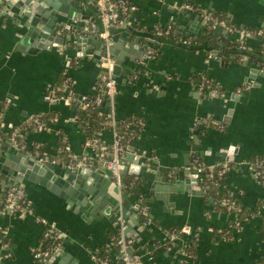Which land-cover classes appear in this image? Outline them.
<instances>
[{"label":"crops","instance_id":"crops-1","mask_svg":"<svg viewBox=\"0 0 264 264\" xmlns=\"http://www.w3.org/2000/svg\"><path fill=\"white\" fill-rule=\"evenodd\" d=\"M61 1L51 2L61 5ZM130 1L138 10L134 17L127 19V26L148 35H153L156 27L170 20L174 21L175 34L181 38L186 35L195 38L204 34L206 24L202 19L191 22L187 16L178 13L177 8L185 5H199L220 13L229 23L240 27L264 28V0ZM134 19L137 24L133 23ZM194 28L197 33L191 32ZM14 31L13 23L0 15V131L6 136L15 126L38 114L49 115V118L56 116L46 130L24 136L27 148L31 151L41 146L53 156L61 132L66 137L70 154L81 156L86 152L83 148L84 137L77 126L81 103L93 96L102 70L94 62L90 50L83 52L84 58H76L70 49L66 52L52 49L33 54L29 45L18 48L19 40ZM87 34L82 33L84 36ZM124 37L131 36L124 32ZM223 40L226 37L221 31L216 39L212 38L211 47H218L216 50L219 52ZM141 41L151 51L159 48L160 56L154 59L150 51L144 61L125 66L131 72L126 78H116L118 94L114 100L105 101L103 110L113 113L118 120L133 115L145 121L139 138L132 144L145 159H155L149 163L152 165L150 169L142 167L139 174L147 182L145 190L154 180V176L146 174L147 171L160 172L162 176L164 172L172 173V177L165 178V181L173 182V174L185 168L187 170L185 163L190 165L196 158L194 154L199 151L211 150L210 156L201 159L206 165L223 164L215 154L228 149L231 150L234 164L264 155V70L261 67L250 59L244 65L243 57L227 64L212 57V51H188L171 42L161 43L159 47L158 42L146 43V38ZM258 44L259 40L255 38L246 42L250 51L257 49ZM64 70L68 72L76 99L68 106L61 102L44 101L45 91L59 82ZM200 74L213 79L226 93L220 98H204L198 92V85L190 81L194 75ZM247 82L253 83L249 92L242 95L234 93L235 88ZM201 119L221 124L225 130L209 129L204 136L198 137L192 133V129L194 122ZM194 138L199 139L200 147L192 150ZM99 139L112 145L113 131H103ZM0 146L16 151L7 144ZM87 153L90 164L101 169L102 163L96 159L94 150ZM139 176L127 174L123 182L128 178L136 180ZM4 178V175L0 176L2 191ZM224 179L230 189L242 193V202L246 207L253 208L258 201H264V187L246 164L229 168ZM21 185L33 215L53 223L62 234L60 253L52 256L46 264H94L90 251L101 249L116 226L123 231L126 225L123 220L111 222L104 216L86 221L67 209L64 200L45 187L30 183ZM138 200L136 196H131L128 200L130 207L133 208ZM167 202L153 200L152 203H145L150 226H143L140 216L135 224L130 225L129 231L137 234L131 238L137 239L140 245L159 246L153 252L152 260L143 250L139 252L137 246L136 251L140 255L138 264H257L264 260V235L259 220L233 233L232 241H222L214 237L209 228L225 227L233 220L231 214L214 211L202 196L185 190L180 194H170ZM184 228H188L191 235L178 238L179 244L175 240L172 246L166 248L169 241L167 230ZM42 234L43 227L34 217L26 216L18 220L0 210V236L4 235L2 238L5 240L0 239V248L4 242H9L11 255L4 259L3 264H42L33 262L30 253L32 248L40 246ZM194 237L198 238L195 258L185 259L181 249L189 245ZM117 254L113 252L112 264H120Z\"/></svg>","mask_w":264,"mask_h":264},{"label":"water","instance_id":"water-1","mask_svg":"<svg viewBox=\"0 0 264 264\" xmlns=\"http://www.w3.org/2000/svg\"><path fill=\"white\" fill-rule=\"evenodd\" d=\"M51 1L53 0H0V15L15 26L14 35L19 40L18 48L21 45H29L33 54L52 49L66 52L70 49L74 51L76 58H84L83 52L90 50L99 68L102 59L108 54L113 61L111 75L116 79L126 78L130 74L131 69L125 66L142 62L149 57L151 48L142 43V38H146V43H166L164 39L137 32L130 26L113 30L111 41L105 43L99 38L100 26L95 0H62L61 5L53 4ZM177 11L187 16L191 22L201 21L199 14L185 7H179ZM221 31L219 28L215 29L212 38L216 39ZM84 32L88 34L82 35ZM124 32L131 37L125 38ZM191 32L197 33L195 28L191 29ZM179 46L188 51H212L214 58L218 53L215 46L187 48L183 45ZM242 55V62L247 65L248 53L244 52ZM196 146L200 147V142L199 139L194 138L191 149L194 150ZM134 153L135 148L129 147L119 161L118 184L111 179L106 163L102 164L101 169L90 165L70 170L60 164L41 163L40 156L20 151L13 152L11 149L8 150L7 146H0V176H5L1 187L5 189L10 185L22 183L43 186L52 194L62 198L67 209L86 221L88 218L98 220L103 216L109 218L111 222L123 220L126 224L122 231L123 239H128L137 235L129 229L130 225L135 224V220L139 218V209L143 204L152 203L153 200H161L167 204L170 194H180L184 190L202 196L198 189V176L194 171L189 172L185 168L182 172L173 174V182L165 181V177L160 172L147 171L146 174L154 176V180L149 183L148 190H145L144 201L139 199L131 208L128 201L131 196L124 192V177L127 174L139 176L142 167L150 169L151 166L150 162L146 161L143 164L136 161ZM210 155V149L194 154L199 159ZM215 155L220 163L233 162L229 149L219 151ZM188 165L189 163L186 162L185 166ZM179 242L176 240L177 244ZM57 253H60V250ZM117 255L119 258L122 257L121 254Z\"/></svg>","mask_w":264,"mask_h":264},{"label":"built area","instance_id":"built-area-1","mask_svg":"<svg viewBox=\"0 0 264 264\" xmlns=\"http://www.w3.org/2000/svg\"><path fill=\"white\" fill-rule=\"evenodd\" d=\"M96 1V7L98 12V19L100 23V32H99V38L105 42L108 43L111 41V33L115 29H124L129 22L127 21L128 18L131 16L134 17V15L137 13V6L133 4L130 0H95ZM186 9H189L190 11L197 13L200 15V18L207 24L208 22L211 23V28L213 29H221L225 35L229 37L230 40L236 41L239 43V46L242 50L247 48L246 42L252 38H264V31L260 28L255 29H248L245 27H240L232 23H228V21L219 18L215 12L203 8L199 5H185L183 6ZM133 23L137 24L135 19ZM174 31V21L170 20L167 24L163 26H158L154 29L153 35L165 39L169 37ZM194 37L191 35H186L183 38H181V44L185 47L191 46L192 40ZM151 55V54H150ZM77 63V62H76ZM100 69L102 70V74L99 78V80L95 84L94 88V94L88 101H83L81 103V110H95L100 109V107L103 105L104 100H114L116 95L118 94L117 90V80L111 75L112 69H113V61L109 58L108 54L106 57H104L100 63ZM64 77V80H62L61 85L53 86L51 88H48L43 96L44 101L48 103L52 102H61L65 106H68L71 104L75 99V92L72 87L71 80L69 78L67 70H64L61 74ZM253 88L252 82H247L241 86H238L235 88L234 93L237 95H242L247 92H249ZM157 89V88H155ZM204 89V83H201L198 85V92L202 94ZM56 93H60V96H56ZM225 94V93H224ZM224 94H219L217 89H212L209 92V96L212 97H218L220 98ZM43 116L45 114H38L32 117H29L28 119L21 122L19 125L15 126L11 132L4 136L2 132L0 131V144H7L12 149L16 151H20L23 153H30L36 156H40L39 162L47 164H58L56 160H52L51 157H55L57 154L62 152H69L67 148V140L66 137L59 132V138L58 143L55 151V155H49L47 152L43 150V153H40L41 146H36L31 151L27 148L25 142H24V136L29 133H38L46 130L49 127V124L56 119V116L52 118L44 119ZM107 122L110 124H115L117 122V118L113 113H108L106 116ZM205 122V119L196 120L193 124L192 133L194 135L197 134L199 123ZM107 129L102 128L103 131H106ZM114 134V141L112 145H107L99 139L100 133L97 135V139L99 143L93 144L90 142L89 139H87L85 136H83V148L86 150V152H83V154L79 157H74L69 155L70 161L69 164L66 166V168L72 170L75 168H81V167H88L91 164L90 156L88 155V150H94L96 159L104 164H107V170H109L112 180L116 181L119 184L118 180V169L117 166L119 164V161L121 158L119 157V154L124 152L125 150L120 145V137L116 135L113 129H111ZM107 152H110V159H107ZM127 150L125 151L126 154ZM135 157L134 159L136 161H140L143 164L147 162H154V157H150V159H145L143 154L137 153L135 151L134 153ZM239 167L241 165L246 164L251 168V165L245 161L242 163H237ZM220 164L215 165H206L202 161L199 160V158H194L189 166H187V171L189 172H195L198 176L197 183L200 188V183H202L204 180L203 178H207V180H214L213 183H216L217 181L224 179L225 175L227 173L226 165L223 163V168H219ZM259 173H257L258 175ZM206 175V176H205ZM254 177L256 178L255 174L253 173ZM172 177V173H168V178ZM258 181V180H257ZM259 182V181H258ZM264 184V179H263ZM261 185V183L259 182ZM262 186V185H261ZM220 192H226L230 193L232 196H240V194H237L238 191H234L230 189L228 186H220L219 187ZM1 194L0 189V206L1 211L7 212L11 214L15 219L21 220L26 216H32L35 218V220L43 227V234L41 238V244L39 247L32 248L31 258L32 261L35 263H42L46 264L49 262V260L52 257V252H58L60 245H61V237L62 234L57 228L56 225L49 222L46 219L37 218L33 215V211L30 208V205L27 201L26 192L21 184L17 185H10L7 188H5ZM202 194V191H201ZM209 202L207 205L213 209V201L212 199H208ZM226 204L225 200H222V205ZM232 207L229 206L227 209L230 211ZM228 214H231L233 216V220L230 221L225 227L230 228V223H235V226L240 227L241 229L238 231H235L233 228L230 229L232 233H237L243 230V227L245 225L250 224V222L259 220L262 222L264 220V205L261 206L255 213V215L249 216L244 221H237L236 215L228 212ZM147 215V208L144 206H141L139 209V216ZM151 225V220L147 219L144 220L143 226L147 227ZM209 228V232L211 234L222 233L221 229L225 228ZM180 233L184 236L191 235L188 228H184L183 230H180ZM262 234L264 235V227L262 229ZM168 243L171 244L175 242V240L178 239V236L174 233L168 234ZM1 237H4L2 235ZM183 238V237H182ZM51 241L54 243V247H45V242ZM198 242V238L194 237L190 244L187 246L195 245ZM145 244L140 245L137 239L134 238H128L123 239V237H120L117 242L114 244L111 239H109L102 247L101 249H96L93 251H90V259L94 264H112L113 260V252L116 251L117 253L121 254L122 257L119 258L120 264H138L140 260V255L138 251H136L137 246L140 248L139 252L143 250L146 252L145 254L149 256V260H152L153 251L159 249V246H156V244L152 245H146L147 248H144ZM182 252V251H181ZM55 253V254H56ZM183 257L185 259L192 260V257L189 255H185L182 253ZM10 248H9V242H4L0 248V264H3V261L5 258L10 257ZM257 264H264V260L257 262Z\"/></svg>","mask_w":264,"mask_h":264},{"label":"trees","instance_id":"trees-1","mask_svg":"<svg viewBox=\"0 0 264 264\" xmlns=\"http://www.w3.org/2000/svg\"><path fill=\"white\" fill-rule=\"evenodd\" d=\"M215 14L221 18L226 20V18L220 14L215 12ZM227 21V20H226ZM229 23V22H228ZM211 23L208 22L206 24V30L205 33L202 35H199L192 40L191 46L188 47H198V46H209L211 47L212 43V35L213 31L215 29L211 28ZM251 29V28H248ZM264 31V28H260ZM226 40H223L221 42L222 46L219 49V52L217 53L216 58L222 60L224 63H229L232 61H237L239 58H242V53L247 52L249 59L255 63L257 66L261 67L262 70H264V38H255L259 40L258 48L254 49L252 51L245 48L242 50L239 46V43L236 41H232L229 39L227 35H225ZM166 43H175L177 45L181 44V37L179 35H176L175 32H173L169 37L164 39ZM159 47L162 46L161 43H158ZM187 48V47H186ZM218 48V47H217ZM160 56V49L155 48L151 51V57L154 59H157ZM78 65V64H77ZM72 66V65H71ZM77 67V66H75ZM62 80H64V77L60 75V80L56 84V86L61 85ZM190 81L193 84L200 85L201 83H204V89L202 92V96L204 98H214L212 96H209V92L212 89H217L219 94L226 93V90L222 89L218 84L215 83V81L211 78H209L206 74H200V75H194L193 78L190 79ZM56 96H60V93H56ZM90 99V98H89ZM89 99L84 100L85 102ZM106 100H104L103 105ZM103 105L100 107V109L95 110H81L79 114V118L77 121V126L79 129V132L85 136L87 139L90 140L91 143L94 145L99 143L97 139V135L102 131V128H105L107 130L113 129L114 132L118 137H120V145L122 148L126 151L129 147H133V142L137 138H139L141 131L144 128L145 121L137 116H127L125 118L117 120L115 124H110L106 120V116L108 115L107 112L103 110ZM44 119L49 118V115L43 116ZM209 129H217V130H225V127L221 124H217L213 122L212 120H205L203 123H199V128L196 136H204ZM59 146V143H58ZM125 151L119 154V157L122 158L125 155ZM40 153H43V148L40 149ZM107 159H110L109 155L110 152H107ZM70 152H62L57 154L55 157H51L52 160H56L58 163L63 164L67 166L70 161V157H68ZM73 156V155H71ZM201 161V159H199ZM250 165L252 169V173L255 174L256 179L261 183L262 187H264L263 179H264V155H256L251 158H248L246 160ZM232 163V162H231ZM223 164H220L218 167L223 168ZM152 165L150 166V168ZM239 168L238 164H228L226 165V168ZM257 173H259L257 175ZM168 173L164 172V177L168 178ZM206 176V175H205ZM203 182L200 183V188L202 191V198L204 202L207 204L209 202L208 199H212L213 201V210L219 213H226L231 212L236 215L237 221H244L249 216L255 215L256 211L264 205V201H258L253 208L246 207L242 202V193L237 192V194H240V196H232L230 193L226 192H220L219 187L220 186H227L225 179H221L217 181L216 183H213L214 180H207V178H203ZM124 185V192L128 194L129 196H136L138 199L144 201V197L146 194L145 187L147 185V182L145 178L142 176H139L136 180H133V178H128L123 182ZM3 191L1 190V194ZM222 200L226 201V204L222 205ZM146 204H143L144 206ZM231 206L232 208L230 211H228V207ZM1 209V206H0ZM149 219L148 215L140 216V221L144 222V220ZM264 227V220L261 222V230ZM233 228L235 231L240 230V227L235 226V223H230V228L225 227L222 228V233L217 234L214 233L213 236L219 238L222 241H232L233 240V233L230 231V229ZM122 228L120 226H116L113 231H111L108 234V240L111 239L112 242L115 244L117 240L121 237ZM168 234L174 233L178 236V238L184 237L183 234L180 233V230L178 229H169L167 230ZM0 239H3L0 236ZM5 241V240H4ZM7 241V240H6ZM173 244H167L165 247L169 248ZM45 247H54V243L51 241L45 242ZM144 248H147L146 245L143 246ZM196 247L197 244L191 245V246H184L181 251L185 255H189L192 257V260L195 258L196 253ZM115 252H118L117 249ZM154 252V251H153ZM56 252H52V256L56 255Z\"/></svg>","mask_w":264,"mask_h":264}]
</instances>
